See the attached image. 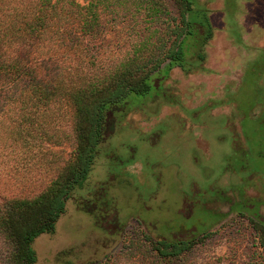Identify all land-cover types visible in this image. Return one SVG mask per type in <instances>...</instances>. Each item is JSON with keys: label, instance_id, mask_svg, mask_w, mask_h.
<instances>
[{"label": "rangeland", "instance_id": "rangeland-1", "mask_svg": "<svg viewBox=\"0 0 264 264\" xmlns=\"http://www.w3.org/2000/svg\"><path fill=\"white\" fill-rule=\"evenodd\" d=\"M179 1L0 0V58L9 24L26 34L23 18L42 15L17 55L56 88L45 102L0 90L1 209L72 158L68 91L131 55L153 65L183 33L181 59H163L147 91L127 97L53 232L32 241L33 264H264V0H181L184 21ZM161 239L189 248L162 257ZM6 246L0 235V264Z\"/></svg>", "mask_w": 264, "mask_h": 264}, {"label": "trees", "instance_id": "trees-1", "mask_svg": "<svg viewBox=\"0 0 264 264\" xmlns=\"http://www.w3.org/2000/svg\"><path fill=\"white\" fill-rule=\"evenodd\" d=\"M40 1L42 6L49 2ZM179 3L182 6L180 21H184V10L188 8L181 0ZM19 15L12 11L9 20L15 22ZM12 24L8 27L10 34L8 33L6 41L7 55L0 58V90L7 97H17L23 90H28L34 100L45 102L54 94L55 84L52 80L41 79L35 68L20 60L17 55L21 46L28 47L39 29L44 27V17L38 14L29 20L23 18L22 29H25L27 35L20 33V27H13ZM182 34V31L177 33L175 47L166 52L163 59H181L179 37ZM130 57L128 62L111 71L106 78L82 81L79 86L66 93L75 117L72 158L65 169L35 196L12 198L7 202V208H0V235L7 245V264H33L36 261L32 241L41 233L53 232L55 221L64 212L71 190L82 187L99 145L113 132L117 118L125 114L127 97L145 93L149 87L148 74L155 71L163 61L161 58L153 65L144 60L132 63V55ZM78 204L82 206L83 203ZM188 248L189 241L185 239L171 242L161 239L154 246L157 254L162 257L175 256Z\"/></svg>", "mask_w": 264, "mask_h": 264}]
</instances>
